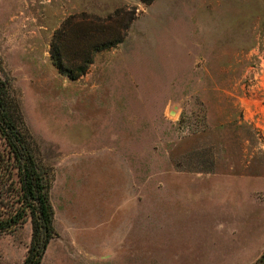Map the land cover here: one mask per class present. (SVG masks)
<instances>
[{"label": "rangeland", "instance_id": "1", "mask_svg": "<svg viewBox=\"0 0 264 264\" xmlns=\"http://www.w3.org/2000/svg\"><path fill=\"white\" fill-rule=\"evenodd\" d=\"M0 77L51 184L42 264L264 252V0H0ZM31 240L28 214L0 234V264H24Z\"/></svg>", "mask_w": 264, "mask_h": 264}, {"label": "trees", "instance_id": "2", "mask_svg": "<svg viewBox=\"0 0 264 264\" xmlns=\"http://www.w3.org/2000/svg\"><path fill=\"white\" fill-rule=\"evenodd\" d=\"M142 1L150 5L154 0ZM120 42L121 40H116L106 47L116 46ZM57 53H52L54 65L65 76L76 80L85 73V67L79 68L77 74L73 70L63 68ZM91 61L88 60L87 64ZM0 136L9 148L8 159L2 158L4 164L0 165L1 205L5 206L2 208L12 210V213L5 212L9 215L5 218L0 207V234L25 224L29 214L32 223V240L24 264H42L46 250L56 235L54 210L50 200L51 184L40 161L39 150L33 144L26 128L21 108L11 98L8 81L1 77ZM14 178L16 180H13ZM16 183L19 184L18 190L14 188ZM15 194H18V199ZM11 201L13 204L9 205ZM14 204L19 206L15 207ZM254 264H264V252Z\"/></svg>", "mask_w": 264, "mask_h": 264}]
</instances>
